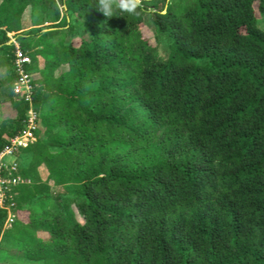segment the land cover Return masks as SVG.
<instances>
[{
  "label": "trees",
  "instance_id": "1",
  "mask_svg": "<svg viewBox=\"0 0 264 264\" xmlns=\"http://www.w3.org/2000/svg\"><path fill=\"white\" fill-rule=\"evenodd\" d=\"M157 1L1 0L0 66L13 32L44 132L0 264H264V0ZM29 7L52 30H26ZM10 104L0 155L30 106Z\"/></svg>",
  "mask_w": 264,
  "mask_h": 264
},
{
  "label": "rangeland",
  "instance_id": "2",
  "mask_svg": "<svg viewBox=\"0 0 264 264\" xmlns=\"http://www.w3.org/2000/svg\"><path fill=\"white\" fill-rule=\"evenodd\" d=\"M57 3L60 6V9H64L65 6L61 4V0H56ZM135 3L144 4L150 9H154V6L158 4L157 0H133ZM1 2V0H0ZM259 20H258V27H260L262 30H264V15L261 16L259 13H256ZM22 24L28 29H37L42 28L44 32L51 29L55 23L49 19V17L43 13H41L39 10L29 7L26 9V11L23 14L22 17ZM151 32L153 34L154 30L151 28ZM78 34H82V30L77 31ZM150 35V33H147ZM9 42L7 45H15L16 49L19 48L18 42L15 38V35L13 32L8 33ZM75 44L79 43V39L74 40ZM158 43V40H157ZM161 43V44H160ZM164 39L162 37L159 38V44H156L158 52L163 54V47ZM165 46V45H164ZM21 51V49L19 48ZM31 49H26L24 54L27 55L30 59V65H31V57L29 56V53H31ZM15 64V63H14ZM28 73L31 77V90L33 94V80H32V71L28 69ZM18 74L15 70V65L13 67L10 66H0V101L1 103V114H0V121L13 119L17 116L16 111L11 107V100L12 99H21L25 97V94L23 92L24 87H20V92H16V82H17ZM25 100V99H24ZM33 119L36 122V130L34 131V136H25L22 133V138H10V149L4 150V152L0 155V189H1V197L3 199V202L0 205V209L6 212V217L3 224V233L11 228L12 224L16 220V218H19L20 214L16 215L15 212L12 209V206L15 205L14 195H13V188L15 185H18L23 182V178L21 175L18 174V171L20 167L27 166L30 163L29 157H26V153L23 151L24 148H27L29 145L34 143L40 136L43 134L44 126L41 121V114L37 113L35 111L33 103L31 106H29V110L27 112V119L25 120L23 131H25L28 128V120ZM22 131V132H23ZM28 155V154H27ZM39 174L42 177V179H45L47 177V172L44 165H40L38 168ZM17 177L18 180L16 184L14 183L13 179ZM3 182L6 183L4 186ZM4 197V198H3ZM14 207V206H13ZM79 219L80 216H78ZM18 257V256H17ZM10 253L8 249H4L3 252H0V261L9 259Z\"/></svg>",
  "mask_w": 264,
  "mask_h": 264
},
{
  "label": "built area",
  "instance_id": "3",
  "mask_svg": "<svg viewBox=\"0 0 264 264\" xmlns=\"http://www.w3.org/2000/svg\"><path fill=\"white\" fill-rule=\"evenodd\" d=\"M30 64V59L27 55L24 54V52L20 51L19 48L17 47V50H16V60H15V70L18 74V77H17V82H16V89L15 91L16 92H20V87H24L23 89V92L25 94V101L29 103V105L31 106L32 104V83H31V77L28 73V69L27 67L29 66ZM28 128L21 132L19 135H17L15 138L19 139L20 137L22 138V133L25 135V136H30V137H33L34 136V131L36 130V128L34 127V125L36 126V122L35 120L33 119H29L28 120ZM22 135V136H21ZM11 147V145L9 147H7L5 150H9ZM18 178L15 177L13 179L14 183L16 184ZM22 183V181H21ZM6 183L3 182V185L4 186ZM16 186V185H15ZM0 193H1V189H0ZM2 194H0V205L1 203L3 202V199L1 197ZM4 198V197H3ZM4 204V202H3ZM14 206V205H13ZM12 206V208H13Z\"/></svg>",
  "mask_w": 264,
  "mask_h": 264
},
{
  "label": "clouds",
  "instance_id": "4",
  "mask_svg": "<svg viewBox=\"0 0 264 264\" xmlns=\"http://www.w3.org/2000/svg\"><path fill=\"white\" fill-rule=\"evenodd\" d=\"M116 6L128 12H133L135 8V5L132 3H121ZM101 9L104 16H111L113 12L111 0H101Z\"/></svg>",
  "mask_w": 264,
  "mask_h": 264
},
{
  "label": "water",
  "instance_id": "5",
  "mask_svg": "<svg viewBox=\"0 0 264 264\" xmlns=\"http://www.w3.org/2000/svg\"><path fill=\"white\" fill-rule=\"evenodd\" d=\"M137 4H139V3H137ZM50 30H52V29H50Z\"/></svg>",
  "mask_w": 264,
  "mask_h": 264
}]
</instances>
